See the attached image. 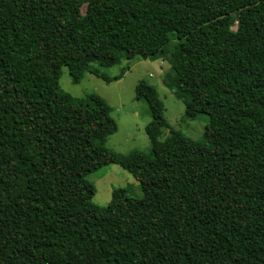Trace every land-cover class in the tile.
I'll use <instances>...</instances> for the list:
<instances>
[{"label": "trees", "instance_id": "1", "mask_svg": "<svg viewBox=\"0 0 264 264\" xmlns=\"http://www.w3.org/2000/svg\"><path fill=\"white\" fill-rule=\"evenodd\" d=\"M168 47L201 139L160 141L141 80L151 152H110V107L62 90L61 67L109 83L99 68ZM109 164L141 197L91 201ZM0 264H264V0H0Z\"/></svg>", "mask_w": 264, "mask_h": 264}, {"label": "rangeland", "instance_id": "2", "mask_svg": "<svg viewBox=\"0 0 264 264\" xmlns=\"http://www.w3.org/2000/svg\"><path fill=\"white\" fill-rule=\"evenodd\" d=\"M170 47L165 48L161 56L155 59H122L118 65L98 67L110 78L109 83L88 73L75 83L70 78L68 68L61 67L58 85L62 90L74 98L95 94L110 107V116L117 125L116 131L106 142V148L110 152H151L145 133V126L150 121L147 104L135 98V87L141 80L155 89L157 98L163 105V117L169 129L162 131L160 141L165 139L170 129L180 131L194 141L201 139L207 120L203 116L195 120L184 118L189 96L181 83L184 74L174 62ZM86 181L94 187L95 193L91 201L99 207H106L111 200L112 191L118 188H128L132 196L141 197L138 181L116 164L102 167L89 175Z\"/></svg>", "mask_w": 264, "mask_h": 264}]
</instances>
